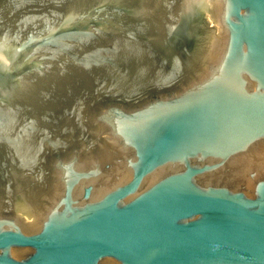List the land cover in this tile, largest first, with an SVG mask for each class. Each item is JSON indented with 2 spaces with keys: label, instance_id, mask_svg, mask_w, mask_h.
I'll list each match as a JSON object with an SVG mask.
<instances>
[{
  "label": "water",
  "instance_id": "1",
  "mask_svg": "<svg viewBox=\"0 0 264 264\" xmlns=\"http://www.w3.org/2000/svg\"><path fill=\"white\" fill-rule=\"evenodd\" d=\"M0 264H264V0H0Z\"/></svg>",
  "mask_w": 264,
  "mask_h": 264
}]
</instances>
